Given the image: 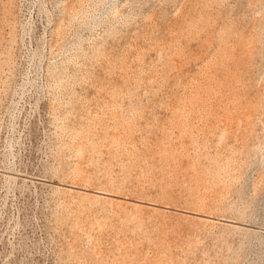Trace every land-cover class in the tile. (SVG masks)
<instances>
[{
    "label": "rangeland",
    "instance_id": "374dc122",
    "mask_svg": "<svg viewBox=\"0 0 264 264\" xmlns=\"http://www.w3.org/2000/svg\"><path fill=\"white\" fill-rule=\"evenodd\" d=\"M0 264H264V0H0Z\"/></svg>",
    "mask_w": 264,
    "mask_h": 264
}]
</instances>
